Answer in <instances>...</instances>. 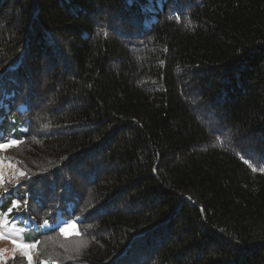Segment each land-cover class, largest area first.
<instances>
[{"label":"trees","instance_id":"trees-1","mask_svg":"<svg viewBox=\"0 0 264 264\" xmlns=\"http://www.w3.org/2000/svg\"><path fill=\"white\" fill-rule=\"evenodd\" d=\"M0 144L38 263L264 264V0H0Z\"/></svg>","mask_w":264,"mask_h":264},{"label":"rangeland","instance_id":"rangeland-1","mask_svg":"<svg viewBox=\"0 0 264 264\" xmlns=\"http://www.w3.org/2000/svg\"><path fill=\"white\" fill-rule=\"evenodd\" d=\"M18 175H19V169L18 166L15 164V162L12 163L11 161L9 162L8 160L4 161L3 157L0 155V182L2 183L4 181L16 182ZM3 213H7L8 214L7 218L11 221V223H9L8 226L2 230L5 234L23 230L24 243L35 244L27 241V237L31 235V233L33 232L34 225L32 224V222L27 220V218H23L20 215L11 216L9 215L8 211H3L2 209H0V214ZM77 222H78L77 218L75 219L70 218L67 220L59 221L58 223L49 227L44 226L43 228L49 229L51 227H56L60 230L61 228H65L66 224H74L75 225L74 229L66 228V231L63 233L65 235H71L77 232ZM0 250H3L2 252H0V260H7L12 258L13 256H22L27 258V256L25 255V252L27 251L28 255L31 257V264H46L45 262H41V263L37 262V259H39L38 258L39 249L36 246L30 249H21L16 247L9 239H2L0 240Z\"/></svg>","mask_w":264,"mask_h":264},{"label":"snow or ice","instance_id":"snow-or-ice-1","mask_svg":"<svg viewBox=\"0 0 264 264\" xmlns=\"http://www.w3.org/2000/svg\"><path fill=\"white\" fill-rule=\"evenodd\" d=\"M12 145L18 144V143H22V141H16V140H11L9 142ZM6 144H0V148H4L6 147ZM245 163H248L247 160H245ZM255 171V169H253ZM25 174L23 172L19 173V177H24ZM0 186H2V182H0ZM8 189L4 188V192H7ZM21 207L26 208L27 207V202L25 201L23 203V205L20 204V202L18 201H13L12 202V206L8 209V213H11L13 211V209H17V211H19L21 209ZM7 213H3L0 214V240L2 239H9L16 247L21 248V249H30V248H34L36 246V244L39 243V241L36 242V244H26L23 241V230L20 231H16V232H10L8 234H5L2 230L8 226L9 223H11V221L7 218ZM45 225H47V221L44 222ZM66 228H75L74 224H66L65 228H61L60 231L62 233H64L66 231ZM3 250H0V252H2ZM25 255L27 256L28 260H29V264H31V257L28 255L27 251L25 252Z\"/></svg>","mask_w":264,"mask_h":264}]
</instances>
